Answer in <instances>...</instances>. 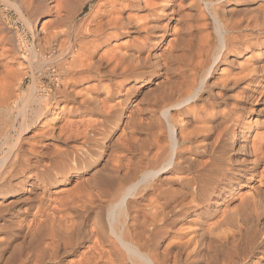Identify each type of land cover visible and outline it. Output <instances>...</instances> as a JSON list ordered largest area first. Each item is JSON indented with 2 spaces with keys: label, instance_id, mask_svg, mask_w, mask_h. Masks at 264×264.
I'll return each instance as SVG.
<instances>
[{
  "label": "bare ground",
  "instance_id": "bare-ground-1",
  "mask_svg": "<svg viewBox=\"0 0 264 264\" xmlns=\"http://www.w3.org/2000/svg\"><path fill=\"white\" fill-rule=\"evenodd\" d=\"M53 1L0 30V264H264V0Z\"/></svg>",
  "mask_w": 264,
  "mask_h": 264
},
{
  "label": "rangeland",
  "instance_id": "rangeland-1",
  "mask_svg": "<svg viewBox=\"0 0 264 264\" xmlns=\"http://www.w3.org/2000/svg\"><path fill=\"white\" fill-rule=\"evenodd\" d=\"M30 1H34V0H30ZM38 1L39 0H35L34 3H33V5L35 4L34 5L35 7L36 6L38 7V8L36 7L37 9L35 7H34V9L33 8L29 9L26 6L27 3L29 2L27 0H0V21H1L0 25H2V26H0V30H3L1 35H3L5 32L6 33L3 36H6L8 33L9 34L7 36H11V34H14V36L12 35V37H11V38H14V39H12L13 41H11L12 43L10 42V44H9V42L5 41L4 44H2V46H3V48L6 46L5 48H7V49L9 47L12 49L13 46H14V48L17 47L18 51L20 53V55L16 54L15 56H13L12 52H9L11 54V55L9 54L10 55L9 63H12L13 66L15 65L14 69H16L18 67L17 65L20 62L25 64L26 62L24 60H29V57H30L29 48L34 43V37L32 35L33 34L32 31L29 30V28L27 27L26 23L24 21L22 22V20H21L22 18L19 17L20 16V14H18L19 13V9H20V11H22V13L24 14L25 18L30 17V15L32 14L31 19L33 21L31 20V24L34 25V24H39V23H37L38 20L41 21V19H43L45 17H49L50 18L49 13H45L46 12L45 5H51L52 6L55 3L53 0H51V1L48 0V2L44 1L45 3L41 0L43 2V4H42L41 1H39V2ZM70 1L74 5V7H73L74 9L72 8L73 5H71ZM72 1L73 0H69V6H66V10H67V12L72 13L71 15L69 13L70 16H72L73 13L75 14L77 12V14L74 16V19H73V22L71 23V25H72V27L75 26L76 28H79V26L81 25L82 20L93 9V7L96 5L95 2H97L98 0H89V2L84 4V6H81L80 4L77 5V3H75L74 1H73L74 2L73 3ZM12 3H14V6H16V7L18 6V8H17L18 10L17 11L15 9L16 7L14 8ZM36 3H37V5H36ZM42 5H44V6H42ZM39 6H40V8H39ZM67 8H69V11H68ZM27 9H28V11H27ZM70 10H73V11H70ZM35 11H36V13H35ZM27 12H28V14H27ZM33 16H34V19H33ZM37 29H36V34L38 33V37L39 36L43 37V35H45V34L43 33V35H41L42 33H39L40 27H37ZM31 41L33 43H31ZM65 41H66V43H63ZM13 43H15V44H13ZM60 44H61V50H54L53 53H51L52 59H56V60L58 59L57 61H59L61 59L62 60L64 59L63 54L67 50L66 47L69 46V42L65 38H62ZM63 44H65V45L63 46ZM38 56H39L38 59L41 60V58H42L41 54H38ZM54 65L51 66V68L48 67L47 70H46L47 72L43 71L42 69H40V67L37 69V71L34 72L35 76H36V78L38 79V82H39L38 94L40 96L41 101H44L49 96H51V95H53L55 93H60L63 90L62 86L58 89L57 86H56V83L54 81V76H53V74H54L53 70L54 69L52 68V67H54ZM19 68L22 69L20 71H21L22 74H25V78H24V81H23L22 85H20V87H17V83L18 82L16 83L15 81H18V80L16 78H15L16 80L13 81L14 82L13 89L14 90L16 89L15 93L18 94V97H19L18 101L19 102L18 103H12L11 106H10L11 111H12L11 121L13 119L16 120V115L18 113L17 110L21 108L20 105L22 104V99L27 94L29 85L32 84V77H31L32 73H29L30 71L27 68H25V66L19 67ZM29 74H31V75H29ZM38 74H40V75H38ZM58 90H60V92H58ZM35 107H36V105H35ZM15 110L17 112H15ZM2 120H3V113H2V111H0V121H1L0 124L1 125H2ZM18 120H20V117H18ZM3 213L0 215V220H3V221H7V219L10 220L12 218H15L19 214L18 212H15V210L11 209V208H9L7 211H5ZM0 236H3L2 231H0Z\"/></svg>",
  "mask_w": 264,
  "mask_h": 264
}]
</instances>
